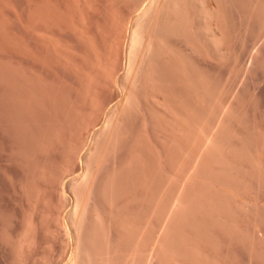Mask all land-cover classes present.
<instances>
[{"label": "rangeland", "instance_id": "rangeland-1", "mask_svg": "<svg viewBox=\"0 0 264 264\" xmlns=\"http://www.w3.org/2000/svg\"><path fill=\"white\" fill-rule=\"evenodd\" d=\"M147 1L0 0V264H264V0L212 3L222 58L152 19L127 78Z\"/></svg>", "mask_w": 264, "mask_h": 264}, {"label": "bare ground", "instance_id": "bare-ground-1", "mask_svg": "<svg viewBox=\"0 0 264 264\" xmlns=\"http://www.w3.org/2000/svg\"><path fill=\"white\" fill-rule=\"evenodd\" d=\"M146 1V0H145ZM216 3L215 5H218L219 4V0H148L147 1V3L144 5V6H142L141 8H138V9H140L139 10V13L136 15V19H135V21H134V24H135V22H136V28L134 29V27H132V29H134V30H131V31H133L132 32V34H131V41H130V50H129V57H128V67H127V70H126V77L128 78L131 74H133L132 72H133V70H135L134 69V66H133V62H134V60H135V58L134 57H136L135 56V53H137V51H139L140 49L142 50L141 51V54H142V52L144 51L143 49H144V47L143 46H145L146 45V39L144 38L145 37V35H142V33H141V30H143L145 27H144V25H146V24H149V21H151L152 19L155 21V18H159V16L160 15H162V14H165L166 12H170L171 13V15H172V12L174 13V11L175 10H177V8H181L180 10L182 11V13L180 12V10L178 9V11L180 12V14H183V21L185 20V23L186 22H189L190 20V22L192 23V21H197V22H201V26L200 25H198V30H197V28L195 29V31L194 32H196V31H198V32H196V34L197 33H199L200 31H203L204 32V34H202V35H204V37L201 35V32L199 33V35L200 36H202L203 37V42L205 43V44H207V46H208V44H209V46L208 47H210L211 46V49H214V51H215V54L217 55V56H219L220 58H222V56L224 57L225 55H227L228 54V49L227 48H224L225 46H224V44H226L224 41V39L226 38V37H223L224 35H225V33H223L222 34V32H221V22L222 21H220V20H222L220 17H222V16H219V14H218V11L216 10V8H215V6L214 5H212V3ZM174 14H176V13H174ZM169 15V14H168ZM177 15H179V13L177 14ZM170 16V15H169ZM181 15H179V17H180ZM164 17V16H163ZM163 17H162V21H163ZM172 18H173V15L171 16ZM170 17V18H171ZM161 18V17H160ZM159 18V19H160ZM166 18H168V17H166ZM172 18H171V20L170 21H172ZM157 19H156V23L155 24H157L158 23V21H157ZM181 19H182V17H181ZM152 20V21H153ZM187 20H189V21H187ZM154 21H153V23H152V25L154 24ZM165 21H166V19H165ZM164 22V21H163ZM174 22V21H173ZM177 22V21H176ZM175 22V23H176ZM189 22V23H190ZM167 23H171L172 24V22H167ZM178 23V22H177ZM190 23V24H191ZM182 24H183V22H182ZM149 25H151V23L149 24ZM149 25H147L148 27H149ZM152 25H151V27H152ZM158 25V24H157ZM172 25H174V24H172ZM179 25V24H178ZM197 25V24H196ZM135 26V25H134ZM171 26V25H170ZM176 26V25H175ZM184 26H185V24H184ZM186 26H188V25H186ZM185 26V27H186ZM142 27H144L143 29H142ZM150 27V28H151ZM157 27V26H156ZM155 27V28H156ZM154 28V27H153ZM154 28V29H155ZM172 28V27H171ZM189 28H191V27H189ZM180 29V28H179ZM194 29V28H193ZM174 30H175V28H174ZM178 30V29H177ZM182 30H184V27L182 28ZM144 31V32H143ZM142 32L143 33H145V31L146 30H143ZM153 31H155V30H153ZM186 31V30H185ZM190 31V30H189ZM191 32V31H190ZM202 32V33H203ZM189 33V32H188ZM148 34V33H147ZM150 34V33H149ZM148 34V35H149ZM152 34V33H151ZM155 34V33H154ZM154 34H153V36H154ZM168 34V33H167ZM180 34H182V33H180ZM130 35V34H129ZM183 35V34H182ZM223 35V36H222ZM227 35V34H226ZM144 36V37H143ZM180 36V35H179ZM193 36H195V34L193 33ZM187 37H188V35H187ZM130 38V37H129ZM152 38V37H151ZM197 38H199V37H197ZM224 38V39H223ZM180 39V38H179ZM186 39V38H185ZM191 39V38H190ZM199 39H201V38H199ZM189 40V39H188ZM205 40V41H204ZM198 41V40H197ZM227 42V41H226ZM148 43H149V41H148ZM164 44H166V43H164ZM193 44V43H192ZM226 45H228V43L226 44ZM147 46V45H146ZM202 46H203V44H202ZM204 46H206V45H204ZM203 46V47H204ZM228 47V46H227ZM143 48V49H142ZM149 49V48H148ZM206 49V48H205ZM151 50V49H150ZM207 50V49H206ZM207 51H209V50H207ZM212 52V51H211ZM211 52H210V54H211ZM217 52V53H216ZM138 53H140V51L138 52ZM137 53V54H138ZM136 54V55H137ZM213 54V53H212ZM219 54V55H218ZM222 55V56H221ZM228 56V55H227ZM140 57V56H139ZM214 57H215V55H214ZM218 57V58H219ZM226 57V56H225ZM144 60H145V58H144ZM136 61H137V59H136ZM125 62H127V61H125ZM136 63V62H135ZM157 64V63H156ZM126 66V65H125ZM154 67V66H153ZM126 68V67H125ZM125 73V72H124ZM195 78V77H194ZM126 79V78H125ZM127 80V79H126ZM130 83V82H129ZM123 89V88H122ZM124 90V89H123ZM205 91V90H204ZM124 94H125V92H124ZM126 95V94H125ZM130 98V97H129ZM128 99V98H127ZM130 100V99H129ZM110 119V118H109ZM111 121V120H110ZM108 121H106L105 122V124L107 125L108 123H107ZM110 126H111V124H110ZM108 127L109 126H107V129H108ZM99 139V138H98ZM90 151V150H89ZM91 155H92V153H91ZM89 169V168H88ZM87 174H88V172H87ZM89 174H90V172H89ZM88 177V175H86V178ZM85 178V177H84ZM85 178V179H86ZM89 178V177H88ZM88 178L86 179V180H88ZM84 179V180H85ZM83 180V181H84ZM85 182H87V181H84L83 182V184L85 183ZM82 183V182H81ZM79 186H80V184H79ZM78 187V186H77ZM78 194V193H77ZM76 204H79L78 203V199H77V202H76ZM79 206H80V204H79ZM78 205H77V207L75 206V211H76V214H77V211L79 210V209H77L78 207H79ZM82 206V205H81ZM80 208V207H79ZM80 212V211H79ZM83 214V213H82ZM87 214V213H86ZM73 215H75V213L73 214ZM86 216V215H85ZM77 217V216H76ZM85 218V217H84ZM76 220V219H75ZM81 223V222H80ZM75 226V225H74ZM76 227V226H75ZM77 231V230H76ZM80 243V242H79ZM81 244V243H80ZM80 247V246H79ZM81 248V247H80ZM74 260V259H73ZM73 260H71V262H69L68 264H74L76 261L74 260V263H72V261Z\"/></svg>", "mask_w": 264, "mask_h": 264}]
</instances>
